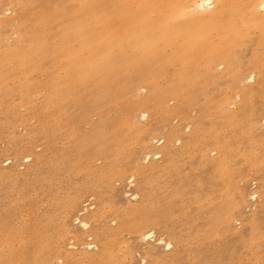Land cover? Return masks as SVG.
Segmentation results:
<instances>
[{"label":"rangeland","instance_id":"374dc122","mask_svg":"<svg viewBox=\"0 0 264 264\" xmlns=\"http://www.w3.org/2000/svg\"><path fill=\"white\" fill-rule=\"evenodd\" d=\"M172 2L0 0V264H264L262 0Z\"/></svg>","mask_w":264,"mask_h":264},{"label":"snow or ice","instance_id":"6c2138e0","mask_svg":"<svg viewBox=\"0 0 264 264\" xmlns=\"http://www.w3.org/2000/svg\"><path fill=\"white\" fill-rule=\"evenodd\" d=\"M211 6L210 0H207V2H196V0H174V2L166 5V7L173 10L175 18L194 17ZM260 9L264 12V0L261 2ZM252 198L255 199L256 197L253 196Z\"/></svg>","mask_w":264,"mask_h":264},{"label":"bare ground","instance_id":"6f19581e","mask_svg":"<svg viewBox=\"0 0 264 264\" xmlns=\"http://www.w3.org/2000/svg\"><path fill=\"white\" fill-rule=\"evenodd\" d=\"M78 223L81 224L82 226L86 227V228L88 227V224H86V223H85V224L82 223V222L79 220V218H78ZM153 236H154L153 233H151V232H150V233H147V234L145 235V239H146V240H149V239H151ZM162 242H163V241H162ZM165 243H166V242H165ZM169 245L172 246L171 244H168V243H166V245H165L166 248H167L168 250L170 249V246H169Z\"/></svg>","mask_w":264,"mask_h":264}]
</instances>
